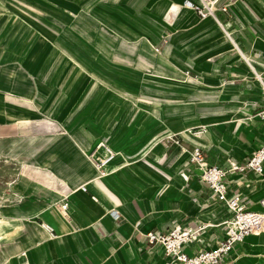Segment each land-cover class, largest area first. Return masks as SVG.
<instances>
[{"label": "crops", "instance_id": "crops-1", "mask_svg": "<svg viewBox=\"0 0 264 264\" xmlns=\"http://www.w3.org/2000/svg\"><path fill=\"white\" fill-rule=\"evenodd\" d=\"M33 1L34 8L39 9L40 5L53 10L56 18L66 23L73 18L67 11L82 5L94 9L96 16L124 38L148 36L158 47L162 36H179L176 29L206 22L200 32L201 42L180 46L179 42L177 51V45L167 43L159 60L162 70L178 80V89L164 101L169 102V111L175 116L166 127L169 132H180L176 138L181 144L173 142L166 147L158 143L142 152V156H146L147 166L157 170L160 179L172 174L179 188H183L182 199L176 202L185 212L184 216L177 215L183 221L181 226L193 225L198 219L213 223L227 219L228 207L211 196L208 184L200 179L201 171L189 162V152L195 147L204 148L210 163L228 167L230 160H247L264 142V121L253 117L256 107L264 104V94L249 66L250 62L257 70H264V0H223L232 4L235 16L217 13L224 27L213 19H200L189 6L182 8L177 4L187 0ZM10 2L0 0V29L14 20L7 11ZM53 4L67 11L54 10ZM16 9L14 15H25L21 8ZM141 63L149 65L146 60ZM6 68L0 66V132L7 134L46 123L18 106L27 101L16 94L31 96L28 92L34 91L29 75L18 64ZM24 86L30 90H24ZM6 90L15 99L7 98ZM198 127L203 128L193 130ZM48 131L31 135L22 131L19 138L3 136L15 139L11 140L16 141L12 146L0 142V156L16 161L22 166L21 173L27 175L15 188L10 185L21 199L16 197L0 206V264H172L163 248L148 245L144 236L149 231L165 232L173 227L162 222L165 203L133 201L124 194L114 176L128 157L118 151V143L102 139L94 144L90 136L68 128ZM27 136H34L32 142ZM102 141L108 142L116 155L100 174L88 153ZM98 154L105 153L100 149ZM162 163L169 169L162 168ZM183 171L190 174L188 181L181 176ZM61 182L72 190L68 216L60 207L62 197L57 188ZM84 184L88 187L86 192L81 190ZM229 189L231 194L239 193L249 209H263V176L251 171L233 176ZM152 192L148 190L147 196ZM149 207L155 212L151 213ZM115 210L120 212L118 218L113 214ZM42 223L53 226L57 235L51 236ZM194 249V245L190 246L188 252L193 253Z\"/></svg>", "mask_w": 264, "mask_h": 264}, {"label": "rangeland", "instance_id": "rangeland-1", "mask_svg": "<svg viewBox=\"0 0 264 264\" xmlns=\"http://www.w3.org/2000/svg\"><path fill=\"white\" fill-rule=\"evenodd\" d=\"M34 4L33 0H11L8 4L7 11L13 14L14 20L0 29V57H3L0 66L18 64L25 70L34 91L28 92L30 97L25 93L16 94L27 101L17 105L46 123L7 134L0 132V142L12 146L16 141L11 140L15 139L3 136L19 138L23 133L41 134L64 128L90 136L94 144L102 139L116 141L118 151L128 157L114 176L124 194L133 201L146 199L165 203L162 222L181 226L183 221L181 223V216L177 215L184 216L185 212L176 202L182 199L183 188H179L172 174L168 179H160L157 170L147 166L142 152L158 143L169 147L173 141H167L168 135L180 133L169 132L170 128L166 127L175 116L164 98L178 89L175 87L178 80L159 66L164 46L201 42L203 34L200 32L206 22L198 21L193 27L176 29L179 36L173 37V33L171 37L162 36V44L158 47L148 36L124 38L96 16L94 9L91 11L83 5L67 11L53 4L54 10L72 14L73 18L66 23L56 18L53 10L48 11L40 5L37 9ZM177 4L188 7L184 1ZM100 7L103 5L97 8ZM16 8H21L25 15H14ZM105 11L110 10L106 8ZM143 60L149 65H143ZM24 90L30 89L24 86ZM5 93L7 98L15 99L11 91ZM199 128L202 127L193 130ZM32 137L26 138L32 142ZM161 167L169 169L170 166L162 163ZM22 170L16 161L0 156V206L4 204L10 185L15 188L27 177ZM148 190L153 194L147 196ZM153 211L151 209V213ZM227 213L230 218L232 213ZM155 222L158 223L157 218ZM195 222L196 242L201 248L212 247L220 241L225 220L213 223L198 219ZM218 264H264V233L249 236Z\"/></svg>", "mask_w": 264, "mask_h": 264}, {"label": "built area", "instance_id": "built-area-1", "mask_svg": "<svg viewBox=\"0 0 264 264\" xmlns=\"http://www.w3.org/2000/svg\"><path fill=\"white\" fill-rule=\"evenodd\" d=\"M200 19H213L220 26H223L222 21L217 13H221L225 17L234 18L231 11V3L223 0H187L185 2ZM234 16V17H232ZM230 36V33H227ZM249 61V59L247 58ZM254 79L259 83L264 94V70L260 71L249 62ZM253 117H257L264 121V104H259L256 107ZM203 128V127H202ZM190 134L193 132L189 131ZM195 133V132H194ZM177 134L168 135V140H172L177 145L181 144L180 139L176 138ZM102 149L104 155L98 154ZM189 162L201 171L200 179L208 184L211 196L220 203L226 204L232 213L230 218L225 219V228L220 237V241L210 247L201 248L196 242L198 232H194L196 223L193 225L180 226L175 225L168 231H149L144 233L146 242L150 246L159 245L163 248L165 256L172 264H218L220 261L232 251V249L243 243L245 239L256 233H264V201H262V210H252L247 206V201L240 196L239 193L231 194L229 189V179L236 175H243L248 171L254 172L258 176L264 177V142L253 151L247 160L239 162L230 160L228 167H222L217 164H212L208 161L205 149L195 147L189 152ZM116 151L109 145L108 142H100L93 151L88 153V157L92 159L95 168L100 174L104 168L109 165L115 158ZM181 176L188 181L190 174L183 171ZM58 193L61 195V210L65 216H68L69 195L72 190L63 182L59 184ZM81 190L86 192L88 187L86 184L81 186ZM21 196L9 190L5 195L2 203L13 202ZM97 201V197H92ZM113 214L118 218L120 212L113 211ZM43 227L49 234L55 237V229L47 223H42ZM195 246L194 252H188V247Z\"/></svg>", "mask_w": 264, "mask_h": 264}, {"label": "bare ground", "instance_id": "bare-ground-1", "mask_svg": "<svg viewBox=\"0 0 264 264\" xmlns=\"http://www.w3.org/2000/svg\"><path fill=\"white\" fill-rule=\"evenodd\" d=\"M111 163H112V162H111ZM111 163H110V164H111ZM93 164H94V163H93ZM108 166H109V165H108ZM108 166H107V167H108ZM225 205H226V204H225ZM226 206H227V205H226ZM227 207H228V206H227ZM228 209H229V208H228ZM229 211H230V209H229ZM261 234H262V233H256L255 235L258 236V235H261Z\"/></svg>", "mask_w": 264, "mask_h": 264}]
</instances>
